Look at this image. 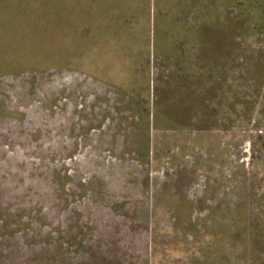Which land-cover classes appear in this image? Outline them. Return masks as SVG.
<instances>
[{"label": "rangeland", "instance_id": "obj_1", "mask_svg": "<svg viewBox=\"0 0 264 264\" xmlns=\"http://www.w3.org/2000/svg\"><path fill=\"white\" fill-rule=\"evenodd\" d=\"M91 1L83 30L90 38L118 40V23L107 24L112 9L102 7L116 6ZM186 1L199 11L206 42L200 56H193L191 67L199 61V74L155 56L152 35L149 69H135L148 79L142 96L130 75L120 85L133 66L124 67L118 49L104 57L117 60L109 73L112 84L98 80L94 48L65 53L58 43L64 36L56 30L60 14L52 7L45 37L54 66L0 75V264H264V195H247L236 177L219 176L229 173L226 164L234 174L243 163H264V120L245 122L254 112L264 114V38L240 32L227 5L219 7L226 22L207 25L201 10L211 0ZM139 14L132 8L130 21ZM45 22L43 16L36 23ZM76 26L68 25L67 35ZM133 53L140 52L133 47ZM231 115L235 121L229 125L224 120ZM161 118L175 122L168 126ZM210 144L211 168L225 164L212 171L214 184L218 180L228 189L219 194L223 210L211 213L204 207L213 202L199 201V217H174L166 196L159 200L161 185L172 184L179 198L202 197L194 165L206 162ZM256 184L263 192L264 182ZM226 225L230 229L222 230Z\"/></svg>", "mask_w": 264, "mask_h": 264}, {"label": "trees", "instance_id": "obj_2", "mask_svg": "<svg viewBox=\"0 0 264 264\" xmlns=\"http://www.w3.org/2000/svg\"><path fill=\"white\" fill-rule=\"evenodd\" d=\"M89 2L92 1L89 0ZM39 3L41 4H36L35 0H0V75L23 69L54 66V59L56 58L53 59L52 49L50 48L51 43L49 45L48 39L46 40L45 37L46 34H50L49 11L54 7L57 13L60 14L55 21V25L58 34L63 33L64 37L58 36V43L64 48V52L66 53L67 50L77 46L79 50H90L92 53L91 49L94 48L95 62H97L95 63V76L98 80L106 78L104 81L112 84L109 73L110 69L117 65V60L109 58L111 56L104 57L112 48H115V51L118 49L120 55L123 56L121 62L124 67L128 64L133 66L130 74L121 78L120 85L124 87L127 82L129 83L130 75L134 82L132 86L134 92L139 91L138 96H142L144 81L135 69H139L140 66L147 67L146 60L148 58L144 57L142 52L139 53L140 57L139 54L136 56L133 53V45L128 44L126 41L123 43L106 40L105 38H102V40L94 37V39L90 38L91 33L88 32V29L84 31L83 26L85 23H81L84 12L91 8L88 6V0H40ZM154 4V54L162 61L171 62L173 68L180 66L181 63L184 65L187 59L182 57L179 51L186 52L189 48L185 46L186 43L180 35V30L184 27L180 24L179 19L199 18V11L192 2L186 0H155ZM220 5H227L229 10L226 11V14L230 12L232 19L228 18L230 21L236 20V23H238L237 29L240 32L244 30L248 35L264 36V0H211V6L207 8L206 12L204 10H201V12L208 15L211 23H225L227 17L222 16L219 9ZM122 8L123 10L126 9V3H123ZM43 16H46V22L37 24V20ZM70 24L77 25V31L67 35V27ZM199 35L202 49L206 42L202 34L199 33ZM86 39L90 40L87 41ZM93 40H95V45L91 44ZM83 42L86 43V46L83 45ZM188 43L195 47L198 41L195 38L191 40L190 37ZM202 55L204 54L202 53ZM101 58L105 59L103 63ZM203 59L206 60L203 57L200 60L203 61ZM58 62V66L59 64L62 65L61 61ZM73 68L80 70L78 65L73 66ZM113 84L115 85V82ZM138 88L139 90H137ZM137 110L141 112V109ZM143 111L150 112L149 107L145 106ZM154 121L158 123V121ZM159 121H161L160 123L165 122L163 124L168 126L175 122L171 118L165 120L161 118ZM225 229L229 230L230 227L226 225L222 230ZM222 230L218 233H221L222 237H227Z\"/></svg>", "mask_w": 264, "mask_h": 264}, {"label": "crops", "instance_id": "obj_3", "mask_svg": "<svg viewBox=\"0 0 264 264\" xmlns=\"http://www.w3.org/2000/svg\"><path fill=\"white\" fill-rule=\"evenodd\" d=\"M151 1L152 0H147V2H145V0H108V3H110L116 7H111V6L107 5L106 3L102 6V7L107 6L110 9H112V13L108 14L107 24H109L111 22H117L118 23V26L113 29V30L117 29L116 31L118 32V40L116 39L114 41H120V42L124 43L125 41L122 40V38H125V39L131 38V39H134L135 42H137L138 40L142 41V43H143L142 46L137 45V47H136L133 45V47L136 49V52H142L143 55L147 54L146 58H148V59L151 58L152 50H151V46H150V41H151V37L153 35L152 23H151V19H149V16H150L149 7L151 5V3H150ZM153 2L155 3V0H153ZM123 3H126V9H124V10L122 8ZM132 8L138 9L140 14L136 18H134L132 21H130L133 18V16L129 17L128 14L131 12ZM113 10H115L114 13H113ZM147 12H148V14H147ZM146 17H148V22L146 21ZM143 18L145 20L146 25L143 24V22H144ZM179 20H180V24L184 27L183 29L180 30V32H181L180 35L186 43L185 46H187V48H189L188 51H186V52L185 51H179V52L181 53L182 57L187 59V62L184 64L185 67H190V68H192L191 70H193L194 73L199 74L200 62L197 61V65L199 66V67H197L198 70H197V68L193 69V67H191V66L194 64L193 59H195V58L193 56L196 54H198L200 56V49H201L200 35H199L200 25H201L200 19L199 18H182ZM205 21H207L208 22L207 25H209L211 19L208 18ZM132 23H135L134 26L128 25V24H132ZM133 28H135L138 31V33H136L137 31H135V33H132ZM143 32H146V34H143ZM144 35L146 38H142ZM253 36H255V35H249V37H253ZM256 36L264 38L263 35H256ZM190 37H191V40H193L195 38L198 41V43L195 47L191 46L188 43ZM106 40H110V37L107 38ZM132 55H133V53H132ZM190 59H191V62H190ZM149 64H150V60H149ZM148 69H149V66H148ZM145 73H146V71H145ZM148 73H149V70L147 71V75H148ZM143 79L145 80L144 83L147 84L148 79H146L145 77ZM152 120H155V119L152 118ZM263 120H264V114L261 113V111H259L257 113L254 112V114H251L250 116L248 115L245 119V122L249 123V122H256V121H263ZM200 121H203V120L200 119ZM231 121H235V119H233L232 115L230 118L227 117L224 120V122L228 123V124ZM228 124H227V127H230L229 126L230 124L229 125ZM221 127H222V125H221ZM202 134H204V133H202ZM208 149H209V151L206 153L207 158H204V157L202 158L207 163L205 162L203 164H200V163L196 162V164L194 165V168L196 170L195 177H200L199 180H200V185H201V189L203 192L202 197L194 198L192 196L191 197L184 196L183 198H179L176 194H173L174 191H173V189L170 188L171 186H173L172 184L168 183V184L161 185V192L159 193V197H160L159 200H160V202H164L165 199H163V198L166 196L165 202L169 203L168 207H169L170 211L173 212L174 217L188 218V219L199 217V214L195 215V211H199L198 204L196 203L199 201H203V202L207 201L209 203L213 202V204H211V206L204 207L205 210L210 211L211 213L222 212L221 210H223V209L220 208L222 202L220 201L221 199H220L219 194L220 193H223V194L226 193V191H228V189H227V186H222V184L220 182H218V180L214 184L215 179L217 178V174L215 172H212V171H215V168H218V169L222 168V170H223V165H225V164L223 162L222 163L221 162L220 163H213L214 164V165H212L213 168H211V144L208 147ZM226 165H229V166H225L224 170L229 172V173L227 175H225V173H224V175L220 174L219 176H221V178H223L224 180L228 179L230 181L231 177L234 176V177H236V180H238V182H240V183L243 182V188L245 186V188L243 189V192L246 193L247 195H252V194H258V195L263 194L264 195V191L260 193V191L257 188V184H256V182L258 184H261V182H264V163L263 162L262 163H254V162L243 163L239 167H237V169H234V170H239L238 173H234V174L230 173V171L232 170V168H231L232 165L231 164H226ZM239 177H241V178L239 179ZM195 181L193 180V182L190 184L191 188L193 189V192H194V188L196 187ZM186 187H189V185ZM192 189L190 191H192ZM163 192H165V193H163ZM186 193L188 194V191ZM164 194H167V195H164ZM263 199H264V197L261 200H263ZM182 202H184V203H182ZM181 203L184 205H182ZM241 211L245 212V210L243 208L238 209V212H241ZM215 215L221 217L222 214L215 213ZM241 215L242 214H240L237 217H241ZM211 216H213V214H210L207 217H211ZM208 232H211V230Z\"/></svg>", "mask_w": 264, "mask_h": 264}]
</instances>
